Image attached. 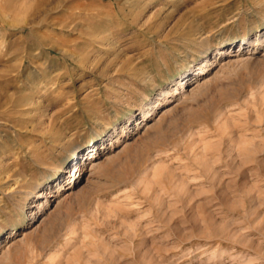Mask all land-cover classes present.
<instances>
[{"label":"rangeland","instance_id":"1","mask_svg":"<svg viewBox=\"0 0 264 264\" xmlns=\"http://www.w3.org/2000/svg\"><path fill=\"white\" fill-rule=\"evenodd\" d=\"M131 1L0 0V264H264V0Z\"/></svg>","mask_w":264,"mask_h":264},{"label":"bare ground","instance_id":"2","mask_svg":"<svg viewBox=\"0 0 264 264\" xmlns=\"http://www.w3.org/2000/svg\"><path fill=\"white\" fill-rule=\"evenodd\" d=\"M131 1V0H130ZM132 2V1H131ZM247 41V42H246ZM244 43V46H242L241 48L242 49H240V50H242V51H244L246 48H247V46H248V44H249V41H248V37H245L244 38V41H243ZM242 44V45H243ZM259 44H260V42H259ZM240 46V44L238 45V47ZM221 52H218L217 54H222V49L220 50ZM218 56V55H217ZM208 58V57H207ZM204 64H203V66H200L199 68H197V70H195V72L197 71V73H193V77H197V76H201V75H203V74H205V71H206V68L209 66V63H210V60L208 61V63H205V62H203ZM202 65V64H201ZM190 78H192V77H190V74L189 75H186V76H182V79L179 81V86L177 87V89H176V94H179L180 93V91H181V89H183V88H185V90H187V88L185 87V85H186V81L187 80H190ZM166 93L167 92H165V91H162V92H160V94H159V98L157 99V101H156V103H155V106H153L151 109H149L148 111H144V113H143V116H142V119H140V123H139V125L141 126V125H146L147 126V121L154 115V109L157 107L158 108V106L160 105V104H162L161 103V100L163 99V98H165V95H166ZM154 110V111H153ZM140 126H138L137 128H139ZM145 126V127H146ZM128 128H126V130H127ZM127 133V132H126ZM125 133V131H124V133H123V137L125 136V137H127L128 136V134H126ZM121 136V137H122ZM244 148V147H243ZM246 148V147H245ZM243 149V151H245L246 149ZM256 152V151H255ZM91 153H93V156H91V157H87V159L88 160H92L93 158H94V156L96 157L97 156V154H98V149H97V145L96 144H94L93 145V149L91 150ZM89 154H90V152H89ZM207 167V166H206ZM205 167V168H206ZM74 170H75V168H74ZM61 172H64V168L62 167L61 168ZM158 174V173H157ZM67 184H72V183H75L76 181L74 180V178H67ZM61 188V187H60Z\"/></svg>","mask_w":264,"mask_h":264}]
</instances>
